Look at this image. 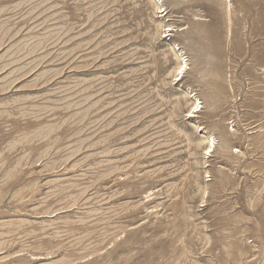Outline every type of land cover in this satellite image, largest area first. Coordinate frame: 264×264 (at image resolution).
<instances>
[{
	"label": "rangeland",
	"instance_id": "rangeland-1",
	"mask_svg": "<svg viewBox=\"0 0 264 264\" xmlns=\"http://www.w3.org/2000/svg\"><path fill=\"white\" fill-rule=\"evenodd\" d=\"M161 1L0 0V264H264V0Z\"/></svg>",
	"mask_w": 264,
	"mask_h": 264
},
{
	"label": "bare ground",
	"instance_id": "bare-ground-1",
	"mask_svg": "<svg viewBox=\"0 0 264 264\" xmlns=\"http://www.w3.org/2000/svg\"><path fill=\"white\" fill-rule=\"evenodd\" d=\"M151 2L154 4V6H155V8H156V10H162V8H163V2L161 1V0H151ZM166 18V17H165ZM167 27V26H166ZM179 52V51H178ZM179 54V53H178ZM181 56V55H180ZM179 58V57H178ZM185 68H186V63L185 62H183V61H181L180 63H179V65L177 66V68L175 69V72H176V75L174 74V76H178L177 77V79L178 80H183V78H184V75H185V72H186V70H185ZM194 98V97H193ZM192 102V101H191ZM194 105H193V107H192V111H190V116H195L196 114L195 113H197L198 112V106L196 105V102L195 103H193ZM212 135H208V134H206V135H204V140L203 141H205V142H207L208 143V148L206 149L207 151H206V153L207 154H209L210 152H213V150H214V141H213V138L211 137ZM209 149H211V151H209Z\"/></svg>",
	"mask_w": 264,
	"mask_h": 264
},
{
	"label": "snow or ice",
	"instance_id": "snow-or-ice-1",
	"mask_svg": "<svg viewBox=\"0 0 264 264\" xmlns=\"http://www.w3.org/2000/svg\"><path fill=\"white\" fill-rule=\"evenodd\" d=\"M209 151H211V149H209Z\"/></svg>",
	"mask_w": 264,
	"mask_h": 264
}]
</instances>
